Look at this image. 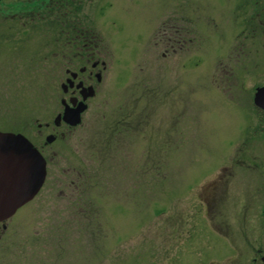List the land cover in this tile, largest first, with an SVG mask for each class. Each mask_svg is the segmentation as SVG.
<instances>
[{"label":"rangeland","instance_id":"374dc122","mask_svg":"<svg viewBox=\"0 0 264 264\" xmlns=\"http://www.w3.org/2000/svg\"><path fill=\"white\" fill-rule=\"evenodd\" d=\"M34 3L0 0V131L47 172L0 264H264V0ZM86 53L95 95L54 127Z\"/></svg>","mask_w":264,"mask_h":264},{"label":"water","instance_id":"95a60500","mask_svg":"<svg viewBox=\"0 0 264 264\" xmlns=\"http://www.w3.org/2000/svg\"><path fill=\"white\" fill-rule=\"evenodd\" d=\"M80 95L78 107L65 108L62 114L63 121L72 127L80 123V115L87 108L84 101L94 96L93 89L84 88ZM253 98L254 105L264 110V86L257 88ZM46 139L48 143L53 141L50 136ZM45 166L40 153L23 136L0 131V222L35 197L44 184Z\"/></svg>","mask_w":264,"mask_h":264},{"label":"flooded vegetation","instance_id":"af4514ba","mask_svg":"<svg viewBox=\"0 0 264 264\" xmlns=\"http://www.w3.org/2000/svg\"><path fill=\"white\" fill-rule=\"evenodd\" d=\"M34 1H35V3H34L33 7L37 6L36 11H38V9L40 7V0H34ZM29 11L33 12L32 10H29ZM67 18L68 17L65 16V19H67ZM65 19H63V17L61 19L59 16V18L56 19V22H59L60 24L66 23V24L70 25L71 27L74 25V23H73L74 21L69 22ZM48 20H50L51 26L55 27L57 25V23L56 24L53 23L52 18H49ZM57 27H55L56 30H58ZM84 45L88 46V44H84ZM69 47H71L70 43H69ZM82 48L85 49L84 46ZM86 54H88V55L86 57H84L85 58L84 62L87 64H90V70L87 71V66H83L81 68H78V70H73V71L70 69L64 70V74H66V77L64 78L62 84H65L66 86L64 88H62V86H61V88H62V94L67 96V99L63 98V100H61L60 105L62 106V109H61V112L56 114V116L61 115V113L65 107H69V108L74 107V106L77 107L78 102L81 100V95L79 94L80 89H77L78 84H81L83 88L92 86L95 89V84H93V81L95 80V83H99L101 81V72H100V70H98L96 68L100 65L102 67L101 69H103L104 64L102 62H98V60L97 61L94 60V58L91 56H90V58H87V57H89V53H86ZM82 60H83V58H82ZM71 64L72 63H70L69 65H71ZM73 74H74V77H73ZM68 79L72 81V87L67 83ZM258 111L260 113L264 114V111H261V110H258ZM60 126H65L66 128H70L65 122H62L61 119H59V121L57 123H54V127H60ZM32 144L37 148V150L40 151L41 155L43 156L42 147H38L34 143H32ZM4 230H5L4 225L0 223V236L2 235Z\"/></svg>","mask_w":264,"mask_h":264}]
</instances>
